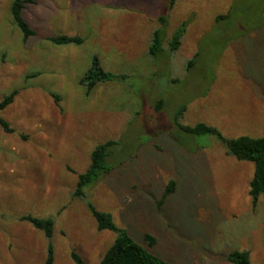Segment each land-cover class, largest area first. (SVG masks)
<instances>
[{"label":"rangeland","instance_id":"rangeland-1","mask_svg":"<svg viewBox=\"0 0 264 264\" xmlns=\"http://www.w3.org/2000/svg\"><path fill=\"white\" fill-rule=\"evenodd\" d=\"M36 1L23 12L36 35L24 40L13 0H0V101L19 90L0 111L14 130L0 125V233L11 236L0 264H47L50 244L54 264H76L73 252L100 264L117 235L97 229L88 203L170 264H232L236 251L264 264L254 165L228 156L217 136L184 131L206 124L227 139L264 136V0ZM158 29L164 52L152 58ZM58 36L84 42L48 40ZM95 59L117 78L88 92L81 81ZM108 141L112 171L75 198L91 153ZM29 215L54 220L51 240L18 220Z\"/></svg>","mask_w":264,"mask_h":264},{"label":"trees","instance_id":"trees-1","mask_svg":"<svg viewBox=\"0 0 264 264\" xmlns=\"http://www.w3.org/2000/svg\"><path fill=\"white\" fill-rule=\"evenodd\" d=\"M34 3L33 0H13L11 12L14 23L20 29L24 36V40H28L36 35L35 31L25 21L23 11L27 4ZM175 2L172 3V6ZM223 18V17H222ZM165 22V19L164 21ZM185 33V24L173 35L168 41V49L172 53L177 52L182 45V38ZM48 40L57 45H81L84 40L81 37L74 36H58L48 38ZM164 52V40L161 29L154 32L151 45L149 48V56L154 58ZM196 56L193 58L195 60ZM192 60V61H194ZM192 63L189 64V67ZM117 76L106 72L102 69L97 59L94 60L93 67L86 73L81 84L87 86L88 92H91L98 84L112 81ZM19 90L12 91L0 101V111L5 110L12 105L15 98L18 96ZM56 103L59 104L61 98L52 95ZM163 106V101L157 103L159 111ZM186 111V107L179 110L180 115ZM180 116L176 120H179ZM0 125L7 133H14L10 124L0 117ZM184 131L188 135L201 136L213 135L217 136L220 142L224 145L228 156L233 157L237 161L248 162L254 165L253 179L250 183V197L253 207H256L261 197L264 198V136L250 137L240 136L234 139L225 138L216 127L206 124H197L195 126L185 127ZM115 144L113 141H108L97 146L90 156V166L85 173L81 174L77 183V190L74 194L75 198L85 199L84 189L97 181L102 175L112 171L113 167L108 164V158L111 156V148ZM176 184L170 181L164 192V199L175 192ZM88 208L97 223L99 231H111L117 235L114 243L106 251L100 264H170L155 256H153L144 247L137 244L132 237L124 230L120 229L114 222L110 213L97 210L91 203H88ZM20 222H26L35 229L42 231L48 239H52L54 235V220L51 218H36L31 215L23 216L18 219ZM145 241L150 247L156 245V239L150 234L145 235ZM72 259L76 264H85L83 259L76 253H72ZM232 264H251L249 251H236L228 257ZM47 264H54L53 247L50 244L46 259Z\"/></svg>","mask_w":264,"mask_h":264},{"label":"crops","instance_id":"crops-1","mask_svg":"<svg viewBox=\"0 0 264 264\" xmlns=\"http://www.w3.org/2000/svg\"><path fill=\"white\" fill-rule=\"evenodd\" d=\"M34 1V3H30V4H27V6H26V8L24 9V11H26V9L28 8V7H30V6H34V7H38L39 6V2L38 1H36V0H33ZM23 11V12H24ZM10 239H11V236H6V234H2V233H0V249H4L5 248V241L7 240V241H10ZM8 247V250L9 251H11L10 249H12V245L9 243V246H7ZM39 253V252H38Z\"/></svg>","mask_w":264,"mask_h":264}]
</instances>
